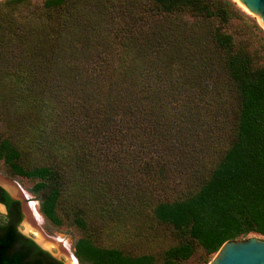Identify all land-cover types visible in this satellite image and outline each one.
<instances>
[{
	"label": "trees",
	"instance_id": "obj_1",
	"mask_svg": "<svg viewBox=\"0 0 264 264\" xmlns=\"http://www.w3.org/2000/svg\"><path fill=\"white\" fill-rule=\"evenodd\" d=\"M23 9L32 16L18 22L13 13ZM244 18L232 0L0 5V166L35 182L52 227L87 230L80 176L84 168L125 171L119 153L133 154L127 169L142 174L133 172L132 183L165 190L178 168L195 182L187 195L155 204L159 221L192 240L163 262L82 237L81 264H178L196 243L210 257L228 241L264 237V65L243 46L236 25ZM105 152L113 165L100 166L96 154ZM104 172L111 189L117 182ZM0 203L8 209L0 264H63L18 232L21 203L1 187Z\"/></svg>",
	"mask_w": 264,
	"mask_h": 264
},
{
	"label": "rangeland",
	"instance_id": "obj_2",
	"mask_svg": "<svg viewBox=\"0 0 264 264\" xmlns=\"http://www.w3.org/2000/svg\"><path fill=\"white\" fill-rule=\"evenodd\" d=\"M7 1L9 0H0V5ZM29 1L32 7H41L46 0ZM232 1L249 17L242 19L239 26L236 25L239 31L243 33L241 38L245 41L243 46L245 45L249 51L255 55L257 65H264V27L254 16L241 7L236 0ZM31 16L32 14L30 11L23 9L21 13H13L12 17L17 19L18 22H24ZM256 25H258L263 32L259 30ZM2 61L3 59L0 58V63H2ZM1 130L2 128L0 132ZM96 156L97 158L99 157L98 161H101L100 166L104 165L105 161L109 162L111 165L114 164L113 162L117 161V159H113L114 155L112 152L96 154ZM117 156H120V159L122 158L121 161H123L126 166L125 171H120L115 168V173L113 174V172H111L113 169L110 170L109 168L100 167L99 169L93 168L92 170L84 168L80 176L82 207L85 209L89 221L87 230H80L71 225L56 229L52 227L44 216L42 229L48 236L61 239L62 245H70V250L74 255L75 242L82 237H88L100 248L118 249L129 256L152 255L157 262H163L164 254L168 249L192 240L186 231L177 230L173 226L159 221L154 214V207L158 202L174 201L183 195H187V189L195 185V182L190 179L187 180L189 177L187 173H189L190 170L178 168L176 174L171 172L169 183L167 187L165 186V190H162L160 185H156L155 187L148 186L144 180L143 185L130 182V177L134 175L132 173L136 172L127 169L132 161L130 157L133 156V154L119 153ZM84 158L88 161L95 157L86 155ZM103 169L108 170V175L112 174V178L114 177L115 182H117L115 183L116 185L112 184L111 189H109L103 181V177L106 174ZM183 171L184 176L181 178L180 172ZM0 175L18 184L30 195V201L28 203L38 205L40 210V198L31 190L35 182L10 177L5 173L3 166H0ZM140 175H142L141 172H136L137 177H140ZM20 203L25 213H23V219L17 224V230L25 237L35 241L38 239L37 236L27 227L30 223L25 210V203L22 200H20ZM7 215L8 212L0 205V225L6 224ZM253 236L261 237L252 234L241 239ZM195 247L194 255L189 260L179 261L178 264H210L217 255L215 254L207 257L205 250L200 245L196 243ZM47 251L53 257H57V260L61 261L63 264H70L67 259L60 254L58 249L52 248L50 251ZM210 259L211 261L208 263ZM79 264L81 263L79 262Z\"/></svg>",
	"mask_w": 264,
	"mask_h": 264
},
{
	"label": "water",
	"instance_id": "obj_3",
	"mask_svg": "<svg viewBox=\"0 0 264 264\" xmlns=\"http://www.w3.org/2000/svg\"><path fill=\"white\" fill-rule=\"evenodd\" d=\"M246 11L254 16L264 27V0H236ZM5 190L13 200L20 201ZM7 212L4 204H1ZM22 212L25 213L22 207ZM41 249L48 252L36 240ZM50 254V253H49ZM51 255V254H50ZM53 257V256H52ZM57 259V257H54ZM210 264H264V238L253 236L246 239H238L226 242Z\"/></svg>",
	"mask_w": 264,
	"mask_h": 264
},
{
	"label": "bare ground",
	"instance_id": "obj_4",
	"mask_svg": "<svg viewBox=\"0 0 264 264\" xmlns=\"http://www.w3.org/2000/svg\"><path fill=\"white\" fill-rule=\"evenodd\" d=\"M239 5L243 7L241 4ZM0 185L4 187L7 191H9L13 197L24 201L25 210L27 212L30 223V225H28L27 227L34 235L37 236L38 239L36 241L43 248L49 251L52 248L58 249L60 251V254L67 259L68 263L79 264L78 259L76 258L74 253L70 250L71 248L70 245H68L67 243H66L67 246L62 245L61 239L52 238L44 232V230L42 229V225L44 223V217L41 211L39 210L38 205H33L32 203H28L30 201L29 194L25 192L18 184L6 179L2 175H0Z\"/></svg>",
	"mask_w": 264,
	"mask_h": 264
},
{
	"label": "flooded vegetation",
	"instance_id": "obj_5",
	"mask_svg": "<svg viewBox=\"0 0 264 264\" xmlns=\"http://www.w3.org/2000/svg\"><path fill=\"white\" fill-rule=\"evenodd\" d=\"M2 204V203H1ZM21 207H22V205H21ZM7 208V207H6ZM7 212H8V209H7Z\"/></svg>",
	"mask_w": 264,
	"mask_h": 264
}]
</instances>
